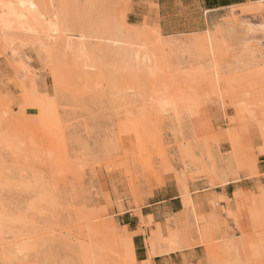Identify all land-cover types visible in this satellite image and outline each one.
<instances>
[{"label":"rangeland","instance_id":"1","mask_svg":"<svg viewBox=\"0 0 264 264\" xmlns=\"http://www.w3.org/2000/svg\"><path fill=\"white\" fill-rule=\"evenodd\" d=\"M64 1L32 3L42 23L51 18L48 26L62 22L63 13L72 29L80 22L95 28L99 16L124 31L155 21L150 5L156 0ZM257 15H264V3L224 10L203 26L170 25L161 34L162 42L181 45L170 54L163 50L170 78L202 94L213 82L211 59L182 45L231 17L255 24L245 41H227L214 57L224 99L211 106L213 128L200 132L170 109L160 117L139 115L146 104L138 91L161 82L164 73L124 71L123 66L109 71L101 59H94L95 66L93 60L60 58L54 84L41 37L18 35L19 44L12 43L15 60L28 66L32 78L26 79L23 68H5L0 59V264H138L124 263L110 248L115 237L139 235L148 251L145 240L159 238L163 244L167 237L159 228L190 217L183 204L187 194L193 198L220 187L212 181L242 178L250 182L237 187L247 190L234 192L231 200L213 194L206 212L193 198L205 243L176 252L173 263L264 264V175L258 173L259 166L264 169V23L252 19ZM32 79L36 94L46 96L38 101L46 105L47 118L40 113L37 119L39 111L26 105L21 86L27 89ZM188 145L194 152L182 157ZM226 161L229 171L217 170ZM175 197L181 211L172 215L164 201ZM140 212L159 216L154 221ZM134 215L139 217L136 232L123 227ZM85 226L101 232L88 241ZM80 245L98 252L94 261L80 258ZM197 247L203 251L191 257Z\"/></svg>","mask_w":264,"mask_h":264},{"label":"bare ground","instance_id":"2","mask_svg":"<svg viewBox=\"0 0 264 264\" xmlns=\"http://www.w3.org/2000/svg\"><path fill=\"white\" fill-rule=\"evenodd\" d=\"M0 1L3 3L0 5V12L2 13L0 14V59H2L1 63L5 68H9L13 72L16 69L23 68L26 74V79H30L31 76L29 75L30 72L27 68L28 66L25 67L24 63H22L19 59L18 61L15 60V56L17 55L14 53L12 43L15 44V41H17L19 44L18 40L21 41V36L18 37V35H32L34 38L41 37L40 41L43 48L50 54V59L47 61L46 65L49 69V77L52 79L54 84H57L59 80L56 70L59 65L57 60L59 61L60 58L61 60L70 61L77 59L78 62V59H81V63L83 62V64L89 63L91 60L94 61V59H96V61L101 59L105 63V67H109V71L110 67L117 66L125 67L124 71L135 70L137 73L138 71L142 72L144 70L149 71V74L159 71L164 73V76H166L161 82L157 84L155 83L154 85H148L146 89L141 88L138 91V94L144 99L146 104L144 108L145 113L139 115H157L160 117L164 113H168L170 109L171 111L173 110L175 113L180 114L186 123L198 132L213 128V113L211 106L213 103H217L218 106H220V99H224L222 98L224 91L221 90L220 80L218 79V62H216V59L214 58L216 57L219 48L227 41H245L248 38V35H251V32H254L255 30V24L251 22L250 18L245 20L238 19L237 21L231 17V19L224 23V26L221 25V28H216L214 31L209 29L205 30V32L202 33L203 35H198L195 38L188 40V43L182 45L186 46V44H189L197 53L200 54V56H208L211 59L210 66L211 73L213 75V82H211L210 87L202 91V94H199L190 87L185 88L175 84L168 75L169 68L166 64V55L163 50L168 49V53L170 54L172 49L179 47L180 44L162 42L163 36L161 35L156 21L150 23V26L144 23L139 28L124 31L123 25H113L111 19H99V16L95 23H93L95 28L91 27L89 23L84 25V23L82 24V22H80V25L75 23L77 24L76 29L79 27L76 30L70 28V25L67 27L70 22L66 19L67 14L65 15L64 13L63 21H57V23L55 22L56 25H54V23L50 26H48L49 24L46 25L51 18L49 21L47 20L46 23H42V18H39L40 11H38V8L33 5L32 0H18L16 4H14V1L12 0ZM4 1L7 2V4L3 9L2 6L5 4ZM63 2L65 1L63 0ZM19 3L22 6L17 5ZM256 3L263 4L264 0H260ZM12 5H14V7H12ZM111 5H114V3H111ZM122 6L125 5L122 4ZM150 6L156 7V4L153 2ZM62 7H64V5ZM154 10L155 9H153V11ZM105 16L109 15L107 14ZM252 19H256V21L264 23V15H257ZM75 24L73 23V25ZM57 35L62 36L60 38V36L58 37ZM20 44V46H22V43ZM101 60L100 62H102ZM96 61H94L95 64ZM94 62H92V64ZM104 63L101 64L103 65ZM95 66L98 65L96 64ZM105 69L107 70V68ZM33 80L34 79H32V85L30 84L27 89L26 87L21 86L25 92L23 93V96L27 101L26 105L30 106L34 110L37 109V112L39 111L37 113L38 117L36 116L37 119L39 118L38 114L40 113H42V116L41 114L40 116L44 119V116L47 118L46 115L49 113L46 110V105H44L42 101H38L41 99H39L41 95L39 96L36 94L37 92L33 86ZM44 97L46 98V96ZM44 97L43 99L45 100ZM192 152H194L193 148L191 145H188L187 148H184L181 151V155L182 157H190ZM229 169L230 161H226L225 163H222L217 170L225 173V171H229ZM236 182H238V179L225 180V182L220 184L216 181H212L211 185L223 187L227 184H233ZM187 195L188 196L184 199L183 204L188 209V212H190V217L186 219L184 216H181L175 220V223L172 225L168 224L164 226L163 229L159 228V234L163 231L167 233V237L163 244H160L159 238L145 240V245L148 249L147 258L140 262V264H152V260L159 256L191 250L194 246L203 245L205 243V240L201 236L202 230L199 226V219L196 214L198 207L195 204V200L191 198V195ZM40 198L42 201H45L44 197ZM84 228L87 229L86 226ZM89 228V230L87 229L88 232L85 231L86 234L84 237H87L88 241H91L93 235L100 233L101 231H99V228L97 230L91 227ZM194 237L197 241L195 243L193 242ZM18 242V246H20L21 241ZM110 248L123 259L124 263L125 261L128 263H134L136 261L132 239L127 237H115ZM79 252L81 254L80 258L83 261L88 258H90L91 261H94L95 257L98 256V252L96 250L82 245L79 247Z\"/></svg>","mask_w":264,"mask_h":264},{"label":"crops","instance_id":"3","mask_svg":"<svg viewBox=\"0 0 264 264\" xmlns=\"http://www.w3.org/2000/svg\"><path fill=\"white\" fill-rule=\"evenodd\" d=\"M260 0H156L155 10L152 12V17L155 18L157 25L159 26L161 34L173 25L175 28L185 27L190 24L204 25L209 19L210 16L217 15L224 10L234 9L238 7L245 6L247 4L255 3ZM157 8V9H156ZM157 16V17H156ZM258 173L264 175V169H261V166L258 167ZM249 181L248 178H242L238 183L227 184L225 187H216L215 189H208L199 193V195H192L203 207V211L207 209V199L212 197L213 194L217 195L216 197H223L232 199L234 192L247 190L246 187H237L238 185L244 183L247 184ZM216 199V198H215ZM166 209L172 215L181 211L178 197L173 199H168L166 201ZM178 206V207H177ZM143 218L151 216L154 218V221L158 218V213H148L144 214L140 212ZM132 217V216H129ZM134 219L130 218L129 222L123 224V227L126 226L128 230L136 232V228L139 224V217L134 215ZM135 222V223H133ZM139 235L133 237V247L135 260L138 264L147 258V250L141 244V241L138 240ZM201 247L194 248L190 253L191 257H197L199 252H202ZM186 251H184L185 253ZM172 256L176 254H171L167 256H161L163 260L159 258H154L152 260L153 264H175L173 263ZM175 258V257H174ZM177 264V263H176Z\"/></svg>","mask_w":264,"mask_h":264}]
</instances>
